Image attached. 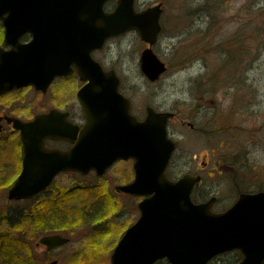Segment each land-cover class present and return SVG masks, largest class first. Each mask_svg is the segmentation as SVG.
<instances>
[{
  "label": "water",
  "instance_id": "obj_1",
  "mask_svg": "<svg viewBox=\"0 0 264 264\" xmlns=\"http://www.w3.org/2000/svg\"><path fill=\"white\" fill-rule=\"evenodd\" d=\"M104 1L98 0L99 5ZM92 3V0H0L4 42L12 46L9 51L0 49V93L14 87L36 86L38 82L47 84L51 78L46 76L64 73L70 61L76 65L79 60L86 62L83 68L78 67L82 68L79 75L85 84L77 92L86 121L81 131L72 129L71 150L63 153L42 150L44 139L63 136L61 126L54 121L56 113L18 125L23 138L36 139L37 144L28 142L25 146L41 149L39 156L49 172L36 177L22 173L9 189L8 198H30L46 188L61 170L82 174L95 171L100 176L116 160L132 159L135 179L120 189L144 197L138 204L141 216L119 240L110 264H153L163 257L170 264H207L218 254L233 250L241 251L242 260L238 264H264V193L244 195L224 213H212L210 201L193 204L190 193L198 178L184 175L170 181L165 176L176 147L166 132L172 114L156 112L147 106L144 119L139 120L130 112V101L119 93L120 80L115 72H104L85 53L101 46L104 39L133 30L149 46L140 54L139 68L149 81L155 82L166 71L152 49L162 30L161 5L136 12L133 0H117L116 8L97 22L92 15L94 8H90L95 7ZM84 9L91 14L82 15ZM37 28L40 30L32 43L22 46L16 41L15 35ZM51 56L54 68L45 70ZM35 62L41 67L35 72L23 69L25 64ZM39 74L46 78H32ZM67 240L53 233L43 235L38 244L53 249Z\"/></svg>",
  "mask_w": 264,
  "mask_h": 264
},
{
  "label": "rangeland",
  "instance_id": "obj_2",
  "mask_svg": "<svg viewBox=\"0 0 264 264\" xmlns=\"http://www.w3.org/2000/svg\"><path fill=\"white\" fill-rule=\"evenodd\" d=\"M141 2L151 7L161 5L162 31L152 49L165 64L166 71L155 82L143 75L139 68L140 54L148 46L135 31L126 33L119 40H111L101 53L113 59L121 91L132 101L134 115L142 119L149 106L156 112L178 116L182 111L184 121H192L194 112L197 119L209 116L210 113H198L196 109L198 101L207 98H213L219 109H226L229 97L225 94L230 87L236 86L240 76L238 71L251 64L253 52L258 65L249 74L258 79L264 104V0ZM1 37L2 31L0 41ZM74 89L75 83L68 82L58 84L54 91H59L60 101L69 103ZM25 95L30 97L28 93ZM176 119L169 123L173 139L179 141L169 172L178 177L186 168L192 169L196 165V148L200 142L207 144L208 141L201 138L199 142L195 132L188 130L186 125H178ZM215 119L212 126H223V116L217 115ZM181 133L185 135V141L179 140ZM258 134L264 140V130ZM220 136L223 138L216 137L217 145L225 142L226 135ZM168 138L175 143L170 136ZM126 169V165L116 164L107 178L116 184ZM12 181L0 178V236L4 238L0 241V264H46L55 259L57 264H110L109 258L120 240L122 225L127 224L125 220L129 215L130 221L134 219L133 208L139 202L138 199L127 201L122 198L109 201L99 197L101 189L98 191L97 188L84 195L74 188L71 192L65 191L74 183L85 184V180L70 174L56 178L41 197L14 201L8 199L7 194ZM104 181L100 180V183ZM21 210L23 219L12 224L14 219L11 218ZM107 220L110 223L105 225ZM97 221L104 223L99 225ZM53 233L70 237V242L52 251L34 247L43 234ZM237 259L234 253H228L214 257L208 264H238Z\"/></svg>",
  "mask_w": 264,
  "mask_h": 264
},
{
  "label": "flooded vegetation",
  "instance_id": "obj_3",
  "mask_svg": "<svg viewBox=\"0 0 264 264\" xmlns=\"http://www.w3.org/2000/svg\"><path fill=\"white\" fill-rule=\"evenodd\" d=\"M92 1L95 3V7L91 5L90 8H94L93 11H95V13L92 15L96 17L95 21L97 22L103 20L104 15L112 12L117 6V0H106L100 5L98 0ZM133 3V8L136 12L151 7L145 3H140V0H133ZM81 13L86 17L91 14V12L88 14L87 9L82 10ZM4 30L3 22L0 20V31H2L0 49L9 51L12 49V46L4 42ZM39 30V28L33 31L29 29L25 30L20 35H15L16 41L22 46L28 45L34 41V36L37 35L35 33ZM125 34L126 33L121 34L119 37L104 39L101 46L91 48L89 53H85L90 56L91 60H93L104 72L113 70L117 73L113 66V59L110 60L101 53L111 40H119L124 37ZM251 58V64L245 66L242 64L244 68L238 71L240 76L236 82V86L230 87L229 92L225 94L229 97V104L226 106V109H219L213 98L200 99L198 101V106H196L198 113H210L209 116L197 119L194 112L191 116L192 121H184L185 118L183 114L181 115L182 111H180V117L174 113L172 117L168 119L167 123L168 136L172 139L173 136L169 131V123L176 118L178 125H186L188 130L195 132L199 142L201 138H207V144L200 142L199 148H196L194 154V157H196L198 161L195 163L196 165L193 166L192 169L186 168L181 176L178 177L171 175L169 172L175 149L165 170V176H167L169 180H178L184 175H193L197 177L198 181L193 184L190 193L191 200L196 204H204L210 201L211 211L215 214L226 212V210L234 206L237 200L244 195L248 196L264 193V140L258 137V133L264 130V104H262L263 101L260 95V84H258V79L256 80L254 76L250 77L249 74L252 68L254 67L255 69V66L258 65V63H256V53L253 52ZM45 59L48 60L46 56ZM52 60L53 58L51 56V62L48 63V67H46L45 70L54 68ZM79 61L77 65L75 61H70L67 67L68 70L64 71V73L47 75L46 77L51 78L47 84L38 82L36 86L25 85L23 87H14L13 89H7L0 93V178L13 179L12 183L8 185V191L22 173H24L23 175L26 177H36L40 176V174L49 172H47L44 167L46 163H44L39 156L41 149L35 148L34 146H25L28 142L37 144L36 139L34 137L29 139L23 138L22 128H18V125L33 123L40 115L53 113V116H55L54 113H56L58 116H55L56 119L54 121L56 125L61 126V133L63 136H60L59 139L51 137L44 139L42 142V150L48 152L57 151L59 153L71 150L74 144V141H72V129L76 127L78 131H81L84 127L86 114L84 113L82 105L79 104L77 92L85 84V82L80 79L79 71L86 66V62ZM60 64L58 67H61ZM242 65L239 66L242 67ZM37 68L41 67L37 65L36 62L28 66L25 64L23 67V69L32 70L31 72H35ZM67 72L68 74H65ZM242 72H244V76ZM35 77L46 78L40 74L32 76L34 79ZM68 82L75 83L72 101L69 103L67 101H60L62 97L59 91H54V89H57L58 84L66 85ZM118 91L122 96L127 98L121 91V81ZM25 93H28L30 97L27 98L26 95L23 96ZM9 98L12 100H8ZM130 103V112L133 114L132 101H130ZM217 115L223 116L225 121L223 126L215 128L212 124L214 125L217 120L215 119ZM220 135H226L224 137L225 142L222 141L217 145L216 137L219 139L223 138ZM180 139L185 141V135L181 133L179 136V140ZM173 140L177 148L179 141L177 143V140ZM119 163L126 165L127 169L122 171L124 174L120 177L121 180L114 184V180L107 178V176L116 164ZM132 165V160H117L108 167L101 176H98L92 171L82 174L76 170H61L51 179V183L45 189L41 190L40 193L31 196L29 199L23 200H30L34 197L43 196L55 183L54 180L56 178L70 174L80 180H85V184L81 185L80 183H74L65 191L71 192L74 188L84 195L86 192H92L93 189L97 188V190L101 189V194L98 192L100 194L99 197L109 201L114 199L117 200L118 198L127 201L128 199H138V201H141V195L132 194L120 189L134 181L135 177ZM100 180L105 181L100 183ZM102 194L107 196L104 197ZM138 203L133 208L135 210L134 219L130 221L131 216L129 215L126 217L125 221L127 224L123 223L119 239H121L126 231L140 219L141 210L138 208ZM46 206L47 201L45 207ZM101 223L104 222L97 221V224L103 225ZM109 223L110 222L107 220L104 224L107 225ZM65 237L68 239L67 242L53 249H47L44 245L38 244V242L35 243L34 247H44L46 251L65 247V245L70 242V237ZM236 252L241 253L240 250ZM52 261H56V264L58 263L56 259ZM153 264L170 263L166 257H163L154 260Z\"/></svg>",
  "mask_w": 264,
  "mask_h": 264
},
{
  "label": "trees",
  "instance_id": "obj_4",
  "mask_svg": "<svg viewBox=\"0 0 264 264\" xmlns=\"http://www.w3.org/2000/svg\"><path fill=\"white\" fill-rule=\"evenodd\" d=\"M23 217H24V215H23V213H22V210L20 211V213L19 214H16L13 218H11V219H14L13 221H11V222H13L12 224H17V223H20V221L23 219ZM8 224L10 225L11 223L10 222H8ZM4 238H3V235L2 236H0V241L1 240H3ZM228 253H234L237 257H238V261H240V253H238V252H236V251H232V252H228ZM228 253H225V254H228ZM221 255H224V254H221ZM212 260V259H211ZM212 262H213V260H212ZM210 263V262H209Z\"/></svg>",
  "mask_w": 264,
  "mask_h": 264
}]
</instances>
